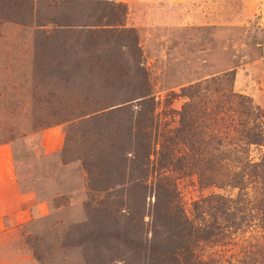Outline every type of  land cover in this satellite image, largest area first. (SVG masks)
<instances>
[{
    "label": "rangeland",
    "instance_id": "obj_1",
    "mask_svg": "<svg viewBox=\"0 0 264 264\" xmlns=\"http://www.w3.org/2000/svg\"><path fill=\"white\" fill-rule=\"evenodd\" d=\"M32 1V12L15 13L13 0H2L0 9V264H97L98 248L87 241L84 224L90 209L114 198L100 188L107 158L130 157L116 148L120 117L108 107L129 93L114 77L125 69L111 73L109 61L95 68L92 58L64 49L60 41L69 33L52 21L59 11L49 12V0ZM110 1L125 4V25L136 30L161 125L177 124L168 112L186 101L182 87L234 68V89L260 106L264 128V0ZM75 6L76 18L87 14V6ZM121 45L107 44V51L122 57L123 67L128 48ZM263 152L253 145L251 158ZM178 187L190 215L195 199L236 195L230 188L201 189L195 175L179 178ZM258 224H244L224 242L202 245L200 253L218 264H240L247 250L261 260Z\"/></svg>",
    "mask_w": 264,
    "mask_h": 264
},
{
    "label": "trees",
    "instance_id": "obj_2",
    "mask_svg": "<svg viewBox=\"0 0 264 264\" xmlns=\"http://www.w3.org/2000/svg\"><path fill=\"white\" fill-rule=\"evenodd\" d=\"M13 1L18 6L15 13L34 11L32 0L27 7L21 6L20 0ZM73 3L87 6V14L76 18ZM47 8L51 13L59 11L52 21L69 33L60 41L64 49L70 47L81 58H92L95 68L104 69L109 61L115 65L111 73L116 68L125 69H119V77L116 73L114 77L129 93L108 107L117 109L120 117L116 148L120 153L127 149L130 157H108L106 152L100 188L114 198L108 197L111 199L104 200L100 208L90 209L84 224L87 241L98 248L97 264H218L213 255L200 253L202 245L224 242L252 221L259 223L264 239V152L258 160L251 158L253 145L264 147L263 111L252 97L234 89L235 69L182 87L180 95L186 101L180 109L170 107L168 112L172 117L177 115V124L171 126L172 121H165L161 125L151 82L141 65L136 30L125 25V4L49 0ZM110 43L128 48L123 67L119 66L122 57L107 51ZM100 44L105 46L103 51L95 47ZM122 76L125 78L119 80ZM192 175L201 189L230 188L236 195L214 192L195 199L190 215L178 179ZM112 181L110 188L108 182ZM115 183L120 184L119 189L113 188ZM127 184H131L129 189ZM149 197L153 201L148 205ZM262 246L261 260L247 250L240 264H264V242Z\"/></svg>",
    "mask_w": 264,
    "mask_h": 264
},
{
    "label": "crops",
    "instance_id": "obj_3",
    "mask_svg": "<svg viewBox=\"0 0 264 264\" xmlns=\"http://www.w3.org/2000/svg\"><path fill=\"white\" fill-rule=\"evenodd\" d=\"M8 170H9V169H7V171H8ZM3 172H5V171H4V170H2V171H1V173H3ZM5 174H7V173H4V175H5ZM0 222H1V219H0Z\"/></svg>",
    "mask_w": 264,
    "mask_h": 264
}]
</instances>
